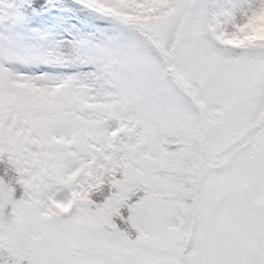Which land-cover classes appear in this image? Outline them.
Here are the masks:
<instances>
[{"label": "snow or ice", "instance_id": "obj_1", "mask_svg": "<svg viewBox=\"0 0 264 264\" xmlns=\"http://www.w3.org/2000/svg\"><path fill=\"white\" fill-rule=\"evenodd\" d=\"M0 264H264V0H0Z\"/></svg>", "mask_w": 264, "mask_h": 264}]
</instances>
